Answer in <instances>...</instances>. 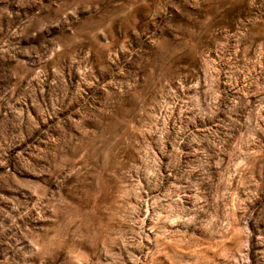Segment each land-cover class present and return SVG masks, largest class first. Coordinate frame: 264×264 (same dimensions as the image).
Wrapping results in <instances>:
<instances>
[{"label": "rangeland", "instance_id": "374dc122", "mask_svg": "<svg viewBox=\"0 0 264 264\" xmlns=\"http://www.w3.org/2000/svg\"><path fill=\"white\" fill-rule=\"evenodd\" d=\"M0 264H264V0H0Z\"/></svg>", "mask_w": 264, "mask_h": 264}]
</instances>
